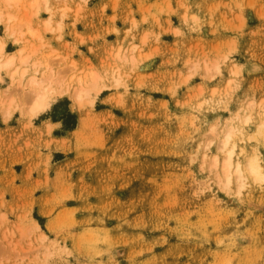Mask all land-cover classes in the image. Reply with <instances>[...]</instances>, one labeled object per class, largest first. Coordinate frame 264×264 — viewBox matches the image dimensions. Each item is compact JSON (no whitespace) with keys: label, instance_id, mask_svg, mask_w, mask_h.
<instances>
[{"label":"rangeland","instance_id":"1","mask_svg":"<svg viewBox=\"0 0 264 264\" xmlns=\"http://www.w3.org/2000/svg\"><path fill=\"white\" fill-rule=\"evenodd\" d=\"M31 2L0 0L4 57L43 61L0 68V264H264V178L212 164L236 125L234 159L264 172V0ZM50 72L85 78L81 107L31 112L27 80Z\"/></svg>","mask_w":264,"mask_h":264},{"label":"bare ground","instance_id":"2","mask_svg":"<svg viewBox=\"0 0 264 264\" xmlns=\"http://www.w3.org/2000/svg\"><path fill=\"white\" fill-rule=\"evenodd\" d=\"M6 1L8 3H12L16 2L17 0ZM44 2L46 3L47 0H44ZM31 4L33 6H37L38 0H32ZM13 17L14 16H9V20H12ZM44 26L47 30L51 29V20L46 19ZM28 32L35 38H41V33L37 29L29 30ZM13 34H15V32H11V35ZM20 41H24V39L22 37L20 38L19 36L15 37V42L19 43ZM28 47L29 45H26L24 43L22 47H20L16 51L10 52L7 57H4L3 52H5V42L0 39V68L11 67L13 65H18V67H20L21 65L28 63L33 66L35 68V71L37 72L38 67L42 64L43 61L39 58H33V54H35L37 51L33 50L31 51V53ZM119 55L120 54H118V56ZM75 64V61H72V66H75ZM26 73L27 70H22V74L25 75ZM52 73L53 72H50L49 74L45 73V75L42 73L41 76H37V74H32L27 80V83L31 87V92H28L30 95L29 97H32L30 110L34 115H38L39 113L46 111L53 101H55L59 96H63L64 94H68L75 102V104L80 107L82 106L84 98L89 95V86H87L85 78L78 77L77 81L79 83V86L72 89L69 85L61 86L59 84L60 82L58 83V85L60 86L56 84L55 86L54 83L56 82V80L60 81V78L59 80L57 79V76H59L58 72H56V77H54ZM90 75L92 78L93 85L94 87H96L98 82L102 79V75L98 71L94 70L91 72ZM115 80L116 82H118V78H116ZM98 90L99 89H97L96 92ZM89 101L93 102V98H91ZM5 114L9 116L11 114V110H6ZM251 117L252 116L250 114H247L245 116L246 122L250 121ZM263 128L264 122L259 125L258 129L262 131ZM238 132H241L239 127H237L236 125L229 126V128L225 131L224 137L222 138L220 144L221 148L225 150L226 154L223 156L222 159L217 154H215L212 159V164L213 166L220 168L219 174H221L222 178H224L226 183L231 182V180L235 178L238 184L241 186L245 183V180L249 176H252L254 179H263L264 172L262 160L258 155L248 156L246 161L240 158L234 159L233 153L235 146L233 142V137ZM42 236H45V234L42 233Z\"/></svg>","mask_w":264,"mask_h":264},{"label":"crops","instance_id":"3","mask_svg":"<svg viewBox=\"0 0 264 264\" xmlns=\"http://www.w3.org/2000/svg\"><path fill=\"white\" fill-rule=\"evenodd\" d=\"M108 15H111V12L109 13L108 12ZM135 17H136V19L137 20H141L142 18H140V16L139 15H135ZM123 23L124 24H122L121 23V21H117L116 20V22L115 23H112V22H110L109 23V25H110V27L111 28H113V26H115L116 28H119L118 30V32H119V34H118V32L116 31V33L115 32H111L110 34H111V36H113L112 34H116V36L117 35H119L120 37H122L126 32H127V30L128 29H130L129 31H132V30H134V27H133V25H132V22L130 23V22H124L123 21ZM138 25H137V27H140V28H142V27H144L145 26V24L144 23H141V22H138L137 23ZM115 36V37H116ZM112 39H115V38H112ZM50 123L52 124V127L53 128H57L59 125H60V122H57V121H50ZM58 138H63V136H60V137H58Z\"/></svg>","mask_w":264,"mask_h":264}]
</instances>
